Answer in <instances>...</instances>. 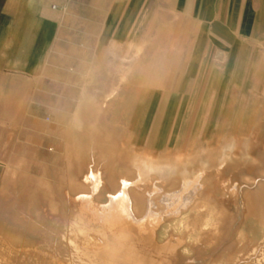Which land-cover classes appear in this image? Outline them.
Wrapping results in <instances>:
<instances>
[{"label": "rangeland", "instance_id": "rangeland-1", "mask_svg": "<svg viewBox=\"0 0 264 264\" xmlns=\"http://www.w3.org/2000/svg\"><path fill=\"white\" fill-rule=\"evenodd\" d=\"M215 5L144 20L136 46L114 34L88 52L80 35L48 65L0 57V264H81L104 241L78 214L91 172L100 212L138 181L135 216L162 221V264H264V5ZM148 160L176 169L142 176ZM184 174L197 202L174 195Z\"/></svg>", "mask_w": 264, "mask_h": 264}, {"label": "crops", "instance_id": "crops-1", "mask_svg": "<svg viewBox=\"0 0 264 264\" xmlns=\"http://www.w3.org/2000/svg\"><path fill=\"white\" fill-rule=\"evenodd\" d=\"M207 3L216 4V17L221 16L223 4H231L233 17L241 3H260L259 13L264 0H0V57L26 67V60L37 51L38 59L48 65L51 52L77 50L75 36L80 35L86 36L81 43L88 52L110 50L114 34L122 36L123 48V43L125 48L136 46L141 43L144 20L157 21L164 10L172 18L189 19L193 12L201 17ZM90 57L88 65H94ZM216 59L224 62L221 54Z\"/></svg>", "mask_w": 264, "mask_h": 264}, {"label": "bare ground", "instance_id": "bare-ground-1", "mask_svg": "<svg viewBox=\"0 0 264 264\" xmlns=\"http://www.w3.org/2000/svg\"><path fill=\"white\" fill-rule=\"evenodd\" d=\"M175 169V166L168 164H155L148 160L142 164L140 172L142 176L151 175L152 173H158L161 176H170ZM93 173L91 172V176H89L90 180H86L88 183H91L93 194H84V197H86L87 200L85 198L83 200H85L84 202L86 204H81L78 214L87 225V228L91 226L94 229H97L105 239L104 241L101 240L100 245L95 249L89 251L86 250L84 252L85 259L81 261V264H162L163 258L168 252H170L169 244H159L154 235L158 224L162 221L159 223L160 219L157 217L158 219L156 221H147L146 223H143L142 221L141 223V218L138 219L135 216V209L138 207L137 202L131 193V188L135 187L138 181L133 182L123 179L121 181L122 189L115 194L109 195L108 204L100 212L96 208V202L93 198L99 193L104 182L100 175ZM199 174H201V172ZM85 178L86 177H84V179ZM194 180L196 179L194 178ZM181 183L183 186L182 190L174 195H176L178 199L180 198L181 202L185 201L188 203L191 199V202H197V191L190 187L194 182L184 174ZM187 193H190L189 195L191 199L190 197H186ZM141 204L143 205L142 200ZM211 219L213 218L211 217ZM207 225L208 224L206 223L205 227ZM110 258L113 260L112 262L108 261ZM75 264L80 263L76 262Z\"/></svg>", "mask_w": 264, "mask_h": 264}]
</instances>
